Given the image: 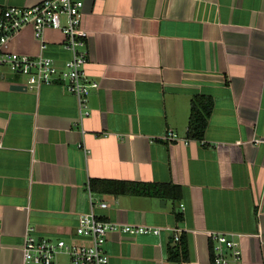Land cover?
Wrapping results in <instances>:
<instances>
[{
    "label": "crops",
    "instance_id": "crops-1",
    "mask_svg": "<svg viewBox=\"0 0 264 264\" xmlns=\"http://www.w3.org/2000/svg\"><path fill=\"white\" fill-rule=\"evenodd\" d=\"M37 1L0 0V15ZM81 24L83 68L99 83L88 116L62 82L12 89L24 77L0 70V264H24L29 227L86 241L75 226L89 211L161 228L109 232L110 264H215L213 231L239 240L241 261L228 264H264V0H84ZM63 41L60 29L39 38L26 25L5 49L61 69L70 56ZM195 95L213 99L202 142L186 137ZM167 129L179 140L167 141ZM91 179L179 184L184 218L173 212L179 202L91 190ZM177 227L187 246L180 262L168 259Z\"/></svg>",
    "mask_w": 264,
    "mask_h": 264
},
{
    "label": "built area",
    "instance_id": "built-area-1",
    "mask_svg": "<svg viewBox=\"0 0 264 264\" xmlns=\"http://www.w3.org/2000/svg\"><path fill=\"white\" fill-rule=\"evenodd\" d=\"M83 6L84 0H39L30 5L8 6L0 15V70L7 69L11 73L25 76L24 84L28 89L43 83L62 82L65 89L76 97L80 118L90 114L88 96L91 89L99 86L96 80L87 77L83 68L88 56V32L81 24ZM26 25H31L34 35L39 38L47 27L62 31L63 46L70 51V56L61 69L48 56H34L5 49L10 37ZM42 46L44 47L43 43ZM164 138L169 142L179 140L173 129H167ZM96 205L107 207L105 201H100ZM179 205L183 207L182 203ZM33 230V227H29L24 236L22 246L24 264H110L109 255L104 247L109 232L129 234L161 232L160 227L103 220L93 211L82 213L75 226L76 236L86 239L82 243H70L63 238L54 239L38 235ZM179 235L180 228H174L173 238L176 241L179 240ZM209 235L215 264L241 261L239 240L226 232L213 231ZM59 253L67 255L68 263L64 261L60 263V260H57Z\"/></svg>",
    "mask_w": 264,
    "mask_h": 264
},
{
    "label": "trees",
    "instance_id": "trees-1",
    "mask_svg": "<svg viewBox=\"0 0 264 264\" xmlns=\"http://www.w3.org/2000/svg\"><path fill=\"white\" fill-rule=\"evenodd\" d=\"M213 109V99L208 95H195L190 101V110L187 119V139L202 142L208 119ZM119 185L112 188L105 187L106 185ZM102 185V186H99ZM90 188L95 191L110 190L113 193L123 192L125 190L137 192L141 194L155 195L170 199L174 203L181 202L182 189L179 184L172 182H125L108 179H91ZM173 212L177 221L184 218L182 207L173 208ZM210 250L213 260V248L210 244ZM168 259L173 261L187 260V246L183 234L179 237L178 242L174 246L168 247Z\"/></svg>",
    "mask_w": 264,
    "mask_h": 264
},
{
    "label": "rangeland",
    "instance_id": "rangeland-1",
    "mask_svg": "<svg viewBox=\"0 0 264 264\" xmlns=\"http://www.w3.org/2000/svg\"><path fill=\"white\" fill-rule=\"evenodd\" d=\"M23 77H24V79L26 80V77H25V76H23ZM57 260H58V261H59V260H62V261H64V262L68 263L67 255L64 254V253H59V254L57 255Z\"/></svg>",
    "mask_w": 264,
    "mask_h": 264
},
{
    "label": "water",
    "instance_id": "water-1",
    "mask_svg": "<svg viewBox=\"0 0 264 264\" xmlns=\"http://www.w3.org/2000/svg\"><path fill=\"white\" fill-rule=\"evenodd\" d=\"M12 89H26L25 85L21 84H11Z\"/></svg>",
    "mask_w": 264,
    "mask_h": 264
}]
</instances>
